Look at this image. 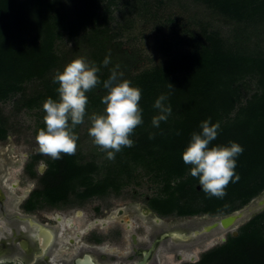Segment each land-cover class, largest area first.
<instances>
[{
	"label": "trees",
	"instance_id": "1",
	"mask_svg": "<svg viewBox=\"0 0 264 264\" xmlns=\"http://www.w3.org/2000/svg\"><path fill=\"white\" fill-rule=\"evenodd\" d=\"M195 1L237 24L234 42L201 22L198 33L186 30L185 38L177 41L176 47L186 50L163 67L133 75L138 58L116 42L106 27L109 8L117 0L106 4L104 0H0V102L23 94L15 107L20 111L33 109L49 97L58 101L59 85L52 75L62 63L56 44L64 37L79 47L85 41L90 64L99 69V83L86 93V115L104 106L103 85L113 70L142 93L143 123L129 137L133 145L115 153L102 179L95 178L101 172L97 162L82 163L76 154L61 153L60 159L49 161L38 196L59 205L71 194L86 199L109 193L110 188L118 191L123 179L131 180L137 169L162 184L163 196L152 204L163 215H229L264 192V53L248 45L252 34L264 30V0ZM248 78L256 81L258 91L239 106L241 85L249 87ZM35 80L43 82V89L26 99L25 85ZM161 94L167 95L172 113L157 128L152 125L158 115L153 105ZM209 119L220 126L210 147L236 142L244 150L234 170L239 181L233 177L222 198L206 194L182 158L192 133L202 131L201 123ZM8 131L0 113V140L7 138ZM41 158L35 157L34 163ZM205 263L264 264V211L243 225L238 236H229L208 254Z\"/></svg>",
	"mask_w": 264,
	"mask_h": 264
},
{
	"label": "flooded vegetation",
	"instance_id": "2",
	"mask_svg": "<svg viewBox=\"0 0 264 264\" xmlns=\"http://www.w3.org/2000/svg\"><path fill=\"white\" fill-rule=\"evenodd\" d=\"M39 155L23 168L28 182L25 193H17L21 181L11 179L8 169L13 165L0 164V259L5 264H206V256L233 236L232 232L195 235L227 215L177 216L182 220L178 224L167 221L171 215L161 214L152 204L159 197L116 208L106 204L104 212L101 204H94L91 218L79 225L74 216L63 213L72 194L59 205L36 194L43 189L41 181L49 168H36ZM119 192L110 188L109 193L86 199L73 195L84 206L92 198ZM44 209L57 210L47 213ZM77 216L83 219L85 214L78 210Z\"/></svg>",
	"mask_w": 264,
	"mask_h": 264
},
{
	"label": "rangeland",
	"instance_id": "3",
	"mask_svg": "<svg viewBox=\"0 0 264 264\" xmlns=\"http://www.w3.org/2000/svg\"><path fill=\"white\" fill-rule=\"evenodd\" d=\"M104 1V4H106L107 0ZM201 22L209 25L212 31L219 32L225 40L234 42V36L238 28L237 24L218 15L195 0H117L109 8L106 27L116 42H121L124 49L138 58L139 62L132 72L133 75H137L143 71L163 67L171 57L183 51L184 48L179 47L178 49L176 47L178 45H176L177 41L185 38L186 30L198 33ZM248 45L251 50L264 53V30L258 36L252 34V40ZM85 47V41H82L79 47L78 42L70 41L67 37L57 41L56 50L62 63L60 68L55 70L52 77L58 70L62 72L64 67L74 59L83 58L90 64V55ZM245 81H247L249 87L240 84L241 102L239 106L244 105L258 91L254 79L248 78ZM43 86V82L39 80L27 83L24 91L25 98L32 97L37 91H41ZM22 97L23 94L13 95L0 102V113L7 121L9 129L7 138L0 140V164L9 163L13 165L8 170L11 173V179L15 178L21 181V187L17 189V193H25V186L28 183L23 168L35 154L42 153L36 142V135L41 126L44 125L43 117L46 115L43 111V103L33 109L24 108L16 111V103ZM105 107L104 105L99 109L89 110L84 122L74 129L78 137L75 152L78 161L82 163L95 161L101 167V172L95 175L96 180L105 176V167L113 164V159H108L107 153L95 145L93 138L89 136L90 121L88 117L94 113L102 114ZM42 156V160L36 163L37 169L42 166L41 162L46 167L49 165V161L52 160L46 154L42 153ZM123 181L125 184L118 194L110 193L102 198H92L89 205L85 204L83 206L80 204V206L72 194L69 205L63 209V213L74 216L76 222L82 225L91 218L92 212L89 210L94 204H101L104 212L107 210L106 204L111 205V207L132 203L145 204L147 198L163 196L161 192L162 184L152 182L142 169H137L128 182L125 178ZM262 197L263 193L256 197L251 204H256ZM56 210L44 209V212L51 213ZM78 210L84 212L83 219L77 216ZM167 221L178 224L182 220L178 219L176 215H171L167 218ZM126 234H129V232L127 231ZM119 248H122V246H119Z\"/></svg>",
	"mask_w": 264,
	"mask_h": 264
},
{
	"label": "clouds",
	"instance_id": "4",
	"mask_svg": "<svg viewBox=\"0 0 264 264\" xmlns=\"http://www.w3.org/2000/svg\"><path fill=\"white\" fill-rule=\"evenodd\" d=\"M109 59L104 60L105 66ZM99 69L87 63L83 58H77L68 63L63 71H57L53 83L59 85V99L47 98L43 103L45 128L38 130L36 142L43 154L52 159H60L61 153L73 155L76 152L78 137L74 132L77 125L84 122L86 116L87 96L99 83ZM123 74L112 71L110 78L104 82L107 94L102 98L106 107L102 114H92L88 117L89 136L94 144L107 153L108 159H114L115 153L122 147H131L133 141L129 138L137 126L143 123L142 109L139 107L141 90L130 86V81L121 80ZM168 97L161 94L153 107L158 115L152 118L153 127H159L161 121H167L172 108L166 103ZM69 121L71 123L69 124ZM202 131L194 132L183 152V161L191 166L190 174L199 179L202 190L209 196L222 198L225 189L235 177L236 160L243 153V148L236 142L228 146L210 144L216 139L219 124L206 120L200 125ZM151 138V137H150ZM43 165V162H41ZM0 264L5 261L0 260Z\"/></svg>",
	"mask_w": 264,
	"mask_h": 264
},
{
	"label": "water",
	"instance_id": "5",
	"mask_svg": "<svg viewBox=\"0 0 264 264\" xmlns=\"http://www.w3.org/2000/svg\"><path fill=\"white\" fill-rule=\"evenodd\" d=\"M253 200L242 209L205 226L201 231H197L195 235L211 232H215L217 235H224L232 232L234 237L238 236L237 229L240 226H242L245 222L250 221L257 214L264 211V192L263 197L254 205L251 204Z\"/></svg>",
	"mask_w": 264,
	"mask_h": 264
},
{
	"label": "bare ground",
	"instance_id": "6",
	"mask_svg": "<svg viewBox=\"0 0 264 264\" xmlns=\"http://www.w3.org/2000/svg\"><path fill=\"white\" fill-rule=\"evenodd\" d=\"M1 227H2V223H0V229H2ZM63 227H64V225H63Z\"/></svg>",
	"mask_w": 264,
	"mask_h": 264
},
{
	"label": "snow or ice",
	"instance_id": "7",
	"mask_svg": "<svg viewBox=\"0 0 264 264\" xmlns=\"http://www.w3.org/2000/svg\"><path fill=\"white\" fill-rule=\"evenodd\" d=\"M0 260H2V259H0Z\"/></svg>",
	"mask_w": 264,
	"mask_h": 264
}]
</instances>
